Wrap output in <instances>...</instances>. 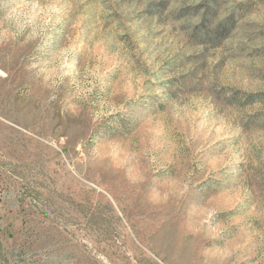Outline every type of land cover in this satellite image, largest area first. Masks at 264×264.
<instances>
[{"label": "rangeland", "instance_id": "1", "mask_svg": "<svg viewBox=\"0 0 264 264\" xmlns=\"http://www.w3.org/2000/svg\"><path fill=\"white\" fill-rule=\"evenodd\" d=\"M0 264H264V0H0Z\"/></svg>", "mask_w": 264, "mask_h": 264}]
</instances>
